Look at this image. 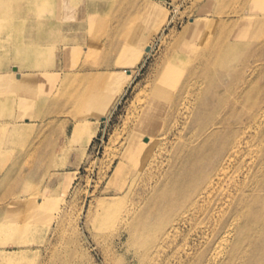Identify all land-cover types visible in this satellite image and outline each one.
Here are the masks:
<instances>
[{
    "label": "rangeland",
    "instance_id": "1",
    "mask_svg": "<svg viewBox=\"0 0 264 264\" xmlns=\"http://www.w3.org/2000/svg\"><path fill=\"white\" fill-rule=\"evenodd\" d=\"M66 2L69 16L63 13ZM35 3L19 32L4 33L20 39L8 42V51L27 44L43 50L34 58L41 65L24 68L41 69L46 77L37 81L39 94L32 101L15 92L0 96V257L10 252L0 264H146L143 254L156 251L162 242L167 245L155 264H180L181 259L183 264H200L214 220L235 189L230 185L220 195L216 184L209 187L188 214H182L189 204L181 194L149 208L156 194L169 188L168 155L176 136L170 135L159 155L157 142L173 125L170 102L136 130L138 108L166 67L187 66L194 53H204L208 75L218 78L223 89L224 104L234 101L239 77L252 79L264 70L263 64L254 68L256 58L263 57L264 63V0ZM55 9L60 15L52 17ZM47 12L48 25H36ZM249 15L262 17L263 25L243 24L240 19ZM194 20L201 24L195 27ZM238 30L242 38L235 36ZM244 42L247 47L241 49L238 44ZM19 61L8 54L0 65L10 72ZM102 76L118 81L111 113L96 120L111 98L110 83L106 87ZM168 82L167 102L176 83ZM93 85L96 89L90 91ZM257 86L241 95L247 109L260 96ZM79 119L97 126L86 145L73 139ZM125 211L131 230L122 218ZM113 212L119 217H111ZM220 242L216 237L209 245L223 249L221 264H264V239L241 236L235 249Z\"/></svg>",
    "mask_w": 264,
    "mask_h": 264
},
{
    "label": "bare ground",
    "instance_id": "2",
    "mask_svg": "<svg viewBox=\"0 0 264 264\" xmlns=\"http://www.w3.org/2000/svg\"><path fill=\"white\" fill-rule=\"evenodd\" d=\"M25 1H27V4H24ZM32 2L33 5H38L35 3V0H0V26H2V30L0 31V64H6L8 54H14L18 60H21L19 61L20 65L13 64V68H9L10 72L5 71L8 67L0 65V96L8 92H15L19 99H23L24 101H32L34 97L38 96L40 88L39 85H36L37 81L39 84V78L46 77L45 75H41L43 71L41 69L29 71L24 68L25 65L28 66L27 68L41 65L34 58L41 54L43 50L40 51L36 46L27 44L26 46L20 45L14 47L15 52L8 51L7 49L11 45L8 46L6 44L8 42V44L18 42L20 39L4 35V33L8 30H10V33L17 31V29L21 30L20 27L23 22L25 23L27 18L30 19L28 13L32 9ZM67 5L68 3L66 2V9H63L65 16L70 15V9L67 8ZM255 8L262 9L263 5H255ZM58 12L60 13L59 10L55 9L54 15L51 16H59ZM50 14L48 12L45 13L43 19L38 20L36 25L37 23L39 25H48ZM8 16L10 18H7ZM261 19L262 17L249 15L240 20L243 24L257 21L258 24L263 25ZM193 23L195 27L201 24L198 20H194ZM239 31L235 33V36L242 38L243 35H240ZM246 44L244 42L238 45L241 49H246ZM15 45L13 44V46ZM70 51L71 49L66 47L65 52L69 53ZM263 54L262 52V56ZM261 58L263 57L254 60L255 69L261 64L264 67ZM206 62L204 53H194L187 66L178 63L175 67H166L161 72L160 78L155 81V85L150 89V93L141 101L137 115L138 124L135 128L136 130L142 129L149 119H151L152 113L155 110H162L170 102L173 125L169 127L168 131L163 130V136L157 142V147L158 154L161 155L164 151V145L169 142L170 135L176 136L168 155L169 167L167 168V172L171 173L172 178L167 182L169 188L159 191L156 194L155 200L149 205V208L152 204L155 205L157 201H164L171 196L181 194L185 200L188 199L187 202L189 204V207L186 205L187 212L184 211L182 214H188L191 209L196 207L198 198L209 187L216 184L220 189V195H224V192H222L224 188L230 185L234 187L235 192L227 194L226 205L220 209V215L218 214L214 220L212 238L208 244L203 246L200 260H198L200 264H221L224 258L223 249L218 246L209 245L216 237L220 239V243H228L231 249L237 248L236 240L241 236L249 238L258 236L259 239H264V70L262 68L252 79L240 76L236 86L238 88V92L235 94L237 97L234 98V101H229L225 105L224 92L222 93L223 89L217 83L218 78L213 79L208 75ZM200 69H202L201 74L197 73ZM247 69L253 70L250 64ZM196 74L200 76L199 79ZM101 79L104 81L106 87L110 83L111 98L106 105L105 113L100 115L96 120H100L105 115L108 117L111 113L109 109L111 104H113L112 95L116 90L118 81L115 78L104 76ZM171 80H175L176 82L175 93L171 101L167 102V84ZM254 84H258L260 96L247 109L243 99L240 100V98L241 95H249L247 91L251 90L250 88ZM92 88L96 89V86H90V91ZM1 99L0 97V101ZM54 101L53 99V103H55ZM238 104L241 106L237 114L235 112L237 111L236 105ZM90 111L92 113L93 109L91 108ZM96 129L97 126L79 119L73 127L74 142L80 141L85 145L88 144ZM165 153L166 155L168 154L167 149ZM126 155L124 153L120 157L119 163L114 170V175L119 173L122 158ZM197 184L199 187H197ZM125 212L126 214L122 218L124 223L129 227V230H131L132 220L129 221V212ZM148 213L151 214L152 212L148 211ZM111 217H119V214L113 212ZM168 236L169 234L166 237ZM165 245H167V242L165 244L162 242L156 251L153 248L145 252L142 260L146 264H155V257L157 254L161 255L159 250ZM6 254L8 252L5 251L4 253L3 251L0 259L2 260V257ZM201 260L203 261L201 262ZM183 262L184 260L181 259L179 263L183 264Z\"/></svg>",
    "mask_w": 264,
    "mask_h": 264
},
{
    "label": "crops",
    "instance_id": "3",
    "mask_svg": "<svg viewBox=\"0 0 264 264\" xmlns=\"http://www.w3.org/2000/svg\"><path fill=\"white\" fill-rule=\"evenodd\" d=\"M8 253H10L9 251H7ZM2 256V255H1Z\"/></svg>",
    "mask_w": 264,
    "mask_h": 264
}]
</instances>
